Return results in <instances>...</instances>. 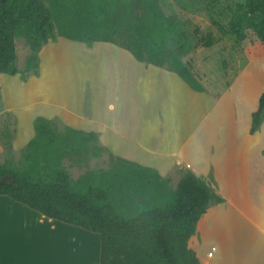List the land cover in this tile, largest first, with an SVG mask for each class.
<instances>
[{"label": "crops", "instance_id": "obj_1", "mask_svg": "<svg viewBox=\"0 0 264 264\" xmlns=\"http://www.w3.org/2000/svg\"><path fill=\"white\" fill-rule=\"evenodd\" d=\"M83 42L49 40L26 79L0 72L17 139L27 145L35 118L44 116L59 129L93 131L109 154L159 173L162 160L183 165L222 198L210 200L188 242L202 263L264 264V111L250 130L264 86H250L243 71L230 86L198 91L120 44ZM71 47L83 51L73 57ZM100 256L99 232L0 194V264H100Z\"/></svg>", "mask_w": 264, "mask_h": 264}, {"label": "trees", "instance_id": "obj_2", "mask_svg": "<svg viewBox=\"0 0 264 264\" xmlns=\"http://www.w3.org/2000/svg\"><path fill=\"white\" fill-rule=\"evenodd\" d=\"M245 8L264 43V0H245ZM177 24L160 0H0V72H21L26 79L24 72H36L42 45L61 35L120 44L136 59L166 65L203 91L197 73L169 44ZM232 31L245 37L239 28ZM17 35L25 37L32 50L23 70L16 63ZM200 41L209 46L213 39L203 35ZM263 111L264 90L252 113L251 132ZM34 129L23 163H0V194L99 232L100 264H203L188 242L210 200H222L203 179L185 169L171 188L169 178H162L157 169L122 157L109 169H90L74 178L63 158L89 149L100 155L95 132L68 125L59 129L44 116L35 118Z\"/></svg>", "mask_w": 264, "mask_h": 264}, {"label": "rangeland", "instance_id": "obj_3", "mask_svg": "<svg viewBox=\"0 0 264 264\" xmlns=\"http://www.w3.org/2000/svg\"><path fill=\"white\" fill-rule=\"evenodd\" d=\"M160 4L167 15L178 19L175 33L169 39L170 46L197 73L204 85L220 83L221 86H230L243 71H254L258 63H261L257 61L264 60V43L254 33V18L247 14L245 0H160ZM117 9L123 10L124 7L117 5ZM233 27L239 28L245 37H238L232 31ZM203 35L212 37L211 45H204L200 41ZM55 39H58V35ZM15 44L16 63L23 70L32 50L23 36L17 35ZM83 44L90 49L99 45L92 42ZM44 45L46 43L42 47ZM82 51L70 48L73 57ZM67 62L77 65L80 61L70 58ZM24 74L27 76L28 71ZM5 105L0 94V163L20 166L24 160L26 144L17 139V119L13 112L5 111ZM100 148V155H95L92 149L79 156L66 155L63 163L70 175L76 178L90 169L111 168L116 157H112L103 147ZM162 161L159 166L163 174L161 176L169 178V185L174 188L185 167L174 165L171 159Z\"/></svg>", "mask_w": 264, "mask_h": 264}, {"label": "bare ground", "instance_id": "obj_4", "mask_svg": "<svg viewBox=\"0 0 264 264\" xmlns=\"http://www.w3.org/2000/svg\"><path fill=\"white\" fill-rule=\"evenodd\" d=\"M257 62L261 63H258L259 66L254 71L245 70L246 81L249 83L250 86H264V60H258Z\"/></svg>", "mask_w": 264, "mask_h": 264}, {"label": "built area", "instance_id": "obj_5", "mask_svg": "<svg viewBox=\"0 0 264 264\" xmlns=\"http://www.w3.org/2000/svg\"><path fill=\"white\" fill-rule=\"evenodd\" d=\"M208 254H212V250L208 252Z\"/></svg>", "mask_w": 264, "mask_h": 264}]
</instances>
